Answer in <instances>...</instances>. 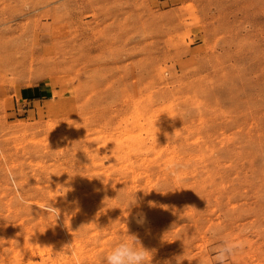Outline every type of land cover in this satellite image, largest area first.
<instances>
[{"label":"rangeland","instance_id":"374dc122","mask_svg":"<svg viewBox=\"0 0 264 264\" xmlns=\"http://www.w3.org/2000/svg\"><path fill=\"white\" fill-rule=\"evenodd\" d=\"M127 232L152 264L221 236L264 264V0H0V264H104Z\"/></svg>","mask_w":264,"mask_h":264},{"label":"clouds","instance_id":"9594fccd","mask_svg":"<svg viewBox=\"0 0 264 264\" xmlns=\"http://www.w3.org/2000/svg\"><path fill=\"white\" fill-rule=\"evenodd\" d=\"M164 113H166L170 118H173L167 112H164ZM160 115L157 117L156 121L159 119ZM156 121L154 122V127L157 130L155 133V136L160 131V129L155 126ZM177 131L179 130H176L173 135H169L166 132L164 133V135L167 137L168 141H170L172 138H174ZM169 167H170V170H172L176 166L170 165ZM69 179H71V177H69ZM59 188L63 189V194L60 195L59 197H65V198L68 192L74 190L70 186L69 187L59 186ZM120 191H123V189ZM148 192H145V194H147ZM136 193L137 192H135L134 194H126V202H127L128 209H130V207L137 202ZM127 195H131L132 198L128 199ZM54 201L49 200L44 204L42 208H40L44 210V216L46 218H51L52 220V222L48 225L47 228L49 227L55 228L57 226L58 220L60 219L62 215V210L60 208L54 207V204H53ZM21 203H24V201H21ZM72 204L76 205V208L74 211L70 213L67 210L63 211V217H64L63 223H64V226L67 227L68 229L69 227L66 225V220H68L70 223L72 216H74L76 212L79 211L78 201H73ZM134 219H136V222L138 224H143L146 221V216L142 212H140L136 214ZM83 226L84 225H82L81 227ZM170 231L163 234L162 242H168V240L165 239V235L169 233ZM70 246L71 245H65V248L70 247ZM242 246H243L242 242L239 240H235L227 236H221L219 239V242L216 244L215 248L212 250L213 264H228L229 259ZM153 255H154V250L147 249L143 245L141 239L136 234H129V232H127V238L116 243L111 248V250L108 251V253L105 255L104 264H152ZM173 259L175 260V264H183V261L185 260L184 254L180 256H176ZM163 264H172V260H165Z\"/></svg>","mask_w":264,"mask_h":264}]
</instances>
